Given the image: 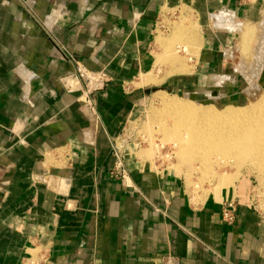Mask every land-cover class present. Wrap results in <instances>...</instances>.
I'll list each match as a JSON object with an SVG mask.
<instances>
[{
  "label": "crops",
  "instance_id": "obj_1",
  "mask_svg": "<svg viewBox=\"0 0 264 264\" xmlns=\"http://www.w3.org/2000/svg\"><path fill=\"white\" fill-rule=\"evenodd\" d=\"M183 6L205 30L262 13L245 0H0V264H264L248 185L193 203L182 177L126 141L141 97L128 84L154 69L159 21ZM217 43L203 41L195 66H216ZM178 59L184 74L168 81L186 88L198 74ZM78 66L109 76L93 110L62 84Z\"/></svg>",
  "mask_w": 264,
  "mask_h": 264
},
{
  "label": "rangeland",
  "instance_id": "obj_2",
  "mask_svg": "<svg viewBox=\"0 0 264 264\" xmlns=\"http://www.w3.org/2000/svg\"><path fill=\"white\" fill-rule=\"evenodd\" d=\"M245 1L247 5L260 6L262 13L256 21L237 19L235 27L229 23L227 28H217L213 22L207 30L200 28L193 10L185 6L164 12L157 27L152 50L156 60L155 67L149 74H144L134 83L128 84L139 88L141 97L139 114L131 121L127 134L132 140H136L139 149L147 150L155 165L175 172L183 178L193 203L213 195L220 198L218 201L221 202L222 193L226 190L248 185L252 202L264 218V184L253 162L244 158L240 163L233 156L214 155L205 164L200 161L183 163L177 153L178 141L165 137V130L173 128L175 123L174 118L169 116L170 111L165 109L164 99L195 105L196 102L190 101L188 95L207 93L212 100L214 97L218 102V106H215L221 110L228 105L239 107L257 103L259 96H250V91L264 95V0ZM176 32L181 33V36L175 37ZM160 34L166 44L157 43ZM211 36H216L220 42L217 43L219 50L215 53L218 63L216 66L206 64L197 67L195 61H198L202 43ZM198 38H202L199 43L196 42ZM167 43H170V47ZM168 53L174 54V57L179 58L178 62L185 63L187 68L193 67L188 73L198 74L188 78L186 88L168 81V78L174 75L184 74H176V69L170 67L167 60L170 57L166 55ZM222 78H225L224 81ZM252 84L256 85L255 88ZM147 90L150 91L148 94ZM216 90L221 96L219 93L217 96L212 95ZM179 116L189 118V115L185 114ZM185 133L186 131L182 130L180 134L184 136Z\"/></svg>",
  "mask_w": 264,
  "mask_h": 264
},
{
  "label": "bare ground",
  "instance_id": "obj_3",
  "mask_svg": "<svg viewBox=\"0 0 264 264\" xmlns=\"http://www.w3.org/2000/svg\"><path fill=\"white\" fill-rule=\"evenodd\" d=\"M247 32L249 33V31ZM174 35L178 38L181 33L176 32ZM192 41L195 42V40ZM157 42H161V40ZM166 55L173 58V62H177L178 58L174 57V54ZM192 69L193 67L189 69L186 65L181 69V72L188 73ZM252 85L254 86V84ZM250 92L252 97L259 96L257 103L239 107L228 105L221 110L213 104L203 106L197 105L196 102L195 105H190L173 99L163 100L165 109L170 111L169 116L174 118L175 123L173 128L165 130V137L178 141L177 153L183 163L200 161L205 164L214 155L233 156L240 163L244 161V158H247L251 163L253 162L260 180L264 184V95L260 96L258 93ZM183 114L189 115V118L184 119L179 116ZM182 130L186 131L184 136L180 134Z\"/></svg>",
  "mask_w": 264,
  "mask_h": 264
},
{
  "label": "built area",
  "instance_id": "obj_4",
  "mask_svg": "<svg viewBox=\"0 0 264 264\" xmlns=\"http://www.w3.org/2000/svg\"><path fill=\"white\" fill-rule=\"evenodd\" d=\"M77 82V85L74 83ZM109 82V76L104 72H93L83 66H78L76 74L69 75L63 78L62 84L72 91H81L82 99L81 102L89 109L93 110V104L91 101V95L94 93L104 91ZM130 137V136H129ZM127 138L126 141L130 142L132 138ZM134 141V147L138 148L136 140ZM114 156L116 158L114 177L121 180L124 184H128L130 181L129 175L125 168L126 152L123 148L115 145ZM237 203L233 199H228L223 203V218L232 223L236 218Z\"/></svg>",
  "mask_w": 264,
  "mask_h": 264
},
{
  "label": "water",
  "instance_id": "obj_5",
  "mask_svg": "<svg viewBox=\"0 0 264 264\" xmlns=\"http://www.w3.org/2000/svg\"><path fill=\"white\" fill-rule=\"evenodd\" d=\"M150 91L147 90L146 93L148 94ZM219 93V91H214L212 92V95L217 96V94ZM219 95L221 96V93H219ZM188 97L190 98L191 101L197 102L198 104L207 106L210 104L213 105H217V101L212 100L211 98H209L207 96V93H193V94H189Z\"/></svg>",
  "mask_w": 264,
  "mask_h": 264
}]
</instances>
